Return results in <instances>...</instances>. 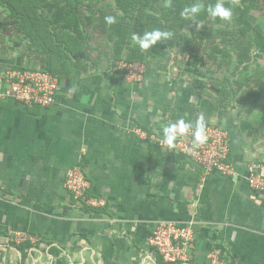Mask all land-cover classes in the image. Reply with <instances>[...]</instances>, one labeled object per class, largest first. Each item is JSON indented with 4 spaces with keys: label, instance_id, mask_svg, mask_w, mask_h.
<instances>
[{
    "label": "crops",
    "instance_id": "1",
    "mask_svg": "<svg viewBox=\"0 0 264 264\" xmlns=\"http://www.w3.org/2000/svg\"><path fill=\"white\" fill-rule=\"evenodd\" d=\"M110 51L65 60L50 107L0 100V264H164L146 244L160 220L193 222L190 264H208L216 248L227 264H264V193L245 180L248 163H264V121L249 130L244 110L217 111L204 84L178 69L156 77L165 52L149 63L157 74L146 67L127 82ZM201 116L228 132L236 174L213 171L199 188V168L161 140L164 126ZM74 165L103 205H80L65 189ZM8 229L38 242L9 243Z\"/></svg>",
    "mask_w": 264,
    "mask_h": 264
},
{
    "label": "rangeland",
    "instance_id": "2",
    "mask_svg": "<svg viewBox=\"0 0 264 264\" xmlns=\"http://www.w3.org/2000/svg\"><path fill=\"white\" fill-rule=\"evenodd\" d=\"M27 1L30 3L33 0ZM39 1L44 3L43 5L48 3L47 6H43V15L56 20L51 28L54 31L55 42H50L47 36L41 41L32 39L26 33L29 31L25 30L26 26H19V29L12 24L6 25L5 30L0 31V71L10 64L56 71L57 68L54 66H57L56 52L63 47L61 44L63 37L66 38L65 44L69 39L68 44L73 41L72 45L79 46L80 49H111L110 52L117 55L119 53L120 58L112 60V67L120 60L132 59L134 61L131 63L142 64L145 71L147 67L154 73L155 69L151 66L152 63L151 65L149 63L157 54L163 55L160 54L162 51L165 54L158 62L162 65H158L159 74L156 73V77L165 79L170 75L174 76L172 73L178 69L180 71L178 77L189 76L194 83L197 79L204 84L209 100L217 111L223 112L230 108L234 113L237 110H244L250 123L249 130L255 127L252 120L264 121V0H222L226 8L232 9L231 20L222 21L218 17L213 19L207 16L205 24L201 19L211 0H171V6H168L169 0ZM56 2L60 7L66 5L70 7L71 12L75 14L71 23L72 26L76 24V29L79 27L77 31H73V27L68 28L60 24L61 18H56L58 11V7L54 6ZM196 2L205 5V10L195 18L199 26L197 22L181 16L184 7ZM136 5L143 7L144 15L135 12ZM146 11L152 13L160 24L166 23L168 31L173 33L165 46L160 45L164 41H158L148 50H141L132 41L134 33L143 35L144 32L152 31L145 24ZM63 12L64 9L61 8V13ZM108 15L116 17L114 24L105 23L104 18ZM9 16V11L0 3V18L11 21ZM55 24L57 26H54ZM198 27H202L201 35L197 33L201 30ZM156 49L159 50L152 54ZM195 49H203L207 61L206 67L198 72L191 70L185 63L188 54Z\"/></svg>",
    "mask_w": 264,
    "mask_h": 264
},
{
    "label": "built area",
    "instance_id": "3",
    "mask_svg": "<svg viewBox=\"0 0 264 264\" xmlns=\"http://www.w3.org/2000/svg\"><path fill=\"white\" fill-rule=\"evenodd\" d=\"M113 71L127 82H139L144 77V66L139 63L118 61ZM59 85L57 76L40 68L24 66H6L0 71V100L13 98L25 105L50 107L56 101ZM207 140L202 145L194 146L195 126L185 135L178 136L173 150L190 159L199 168V188L206 177L213 171L225 175L236 174L229 153L228 132L213 122H206ZM135 135L143 140L159 139L145 129L135 128ZM245 180L248 186L264 193V163H248L245 167ZM65 189L80 204L87 207L103 205L102 198L91 195L90 183L80 165L66 169L63 181ZM5 239L9 243H36V235L8 229ZM146 244L164 264H190L194 249V227L192 221L180 223L160 220L146 237ZM208 264H227L218 248L209 253Z\"/></svg>",
    "mask_w": 264,
    "mask_h": 264
},
{
    "label": "trees",
    "instance_id": "4",
    "mask_svg": "<svg viewBox=\"0 0 264 264\" xmlns=\"http://www.w3.org/2000/svg\"><path fill=\"white\" fill-rule=\"evenodd\" d=\"M0 3L4 7H6V9L9 11V13H10L9 17L11 18V21H8L7 19H4V18H0V31H2V30L4 31L6 28V25H8V24H12V25L16 26L15 28H19V29H20L19 26H26L25 30H29V31L28 32L25 31V32L32 39H36L38 41H41V40H44L45 36H47L48 38H50V42H55L54 31L51 28L53 26V23L56 20H51V19H49L43 15V13H44L43 6H47L48 3H45V5H43L44 3H41L39 0H37V1L33 0V1H30V3L27 0H0ZM215 3H217L216 0H211L208 3V5L209 4L214 5ZM54 6L58 7V11H56V15H57L56 18H61L62 22H60V24H62V26H64V27L66 26L68 28L73 27L74 28L73 31H77V29L79 27L76 29V27H75L76 24L72 26V23H71L75 18V14L71 12L70 7L68 5H66L64 7H60L58 2H56ZM133 6H135V5H133ZM61 8L64 9L63 13H61ZM51 9H49V10H51ZM134 10L136 13H138L140 15L141 14L144 15L143 7L137 6V7H135ZM70 12H71V16H70ZM153 16L154 15L152 13L146 11V13H145V17L147 18V22L145 23L146 26H148V28L151 30L160 29V30L168 31L169 28L166 27V25H165L166 23L160 24L159 22L156 21V18ZM207 16H209V15L205 11V14L201 19V20H203V24H205L204 21L207 20V19H205ZM211 21H212V19H211ZM54 26H57V25L55 24ZM208 27H209V25H208ZM68 28H66V29H68ZM198 28L201 29L202 27H198ZM78 32H80V31L78 30ZM197 33H199L201 35L203 33V30L201 29ZM64 34L67 35V32L64 31ZM55 35H56V32H55ZM78 36H80V34H78ZM63 38L64 39L61 40V44H63V47H62L63 49L59 48L58 51L56 52V54H57V57H56L57 66L56 65H54V66L57 68V70L52 71L51 69L39 67L40 69L46 70L50 74L57 76L58 79L60 78V73H59L60 70H65V71L70 70L66 67L67 65L65 66V64H66L65 60L70 62L72 55L81 54V53H83V50H84V49L78 48L79 46L78 47L75 45L73 46L72 45L73 41H71L70 44H68L69 39H67V44H65L66 42H64V41H66L65 40L66 38L65 37H63ZM76 40H74V41H76ZM160 45H161V47L165 46L166 41L160 43ZM197 45L199 46V44H197ZM157 50H159V49H156L154 52H152V54H155V52ZM45 51H48V49H45ZM116 58H120L119 53L117 55V54H114V52H113V59L115 60ZM117 60H119V59H117ZM126 61L131 62L134 60L128 59ZM138 61H141V60H138ZM185 63L188 67L191 68V70H194L197 72L200 69H204L206 67V64H207V61L205 58V51L203 49H195L194 51H191L188 54V57H187ZM199 83L200 82L197 79H195L194 84L197 85Z\"/></svg>",
    "mask_w": 264,
    "mask_h": 264
},
{
    "label": "clouds",
    "instance_id": "5",
    "mask_svg": "<svg viewBox=\"0 0 264 264\" xmlns=\"http://www.w3.org/2000/svg\"><path fill=\"white\" fill-rule=\"evenodd\" d=\"M171 6V0H169V5ZM205 10V5L200 2L193 3L189 6L184 7L181 12V16L185 19L196 21V16L202 11ZM207 14L215 18H220L222 21H229L233 16L231 8H226L222 0H218L214 5L209 4L206 8ZM105 23L112 25L116 22V17L112 15L105 16ZM199 26V22H197ZM173 33L170 31H164L160 29H153L150 32H144L143 35H138L134 33L132 35V41L137 44L141 50H148L152 46L156 45L158 41H167L172 37ZM193 128V124L186 122L183 118L176 120L173 123H170L162 128V145L171 149L175 146V141L178 136L185 135L190 129ZM206 127L203 116L199 117L195 123L194 131V146L202 145L206 142Z\"/></svg>",
    "mask_w": 264,
    "mask_h": 264
}]
</instances>
